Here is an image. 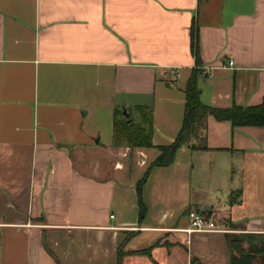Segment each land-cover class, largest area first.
I'll use <instances>...</instances> for the list:
<instances>
[{"label": "crops", "instance_id": "crops-1", "mask_svg": "<svg viewBox=\"0 0 264 264\" xmlns=\"http://www.w3.org/2000/svg\"><path fill=\"white\" fill-rule=\"evenodd\" d=\"M195 70L207 106L264 101V0H0V264H229L227 233L264 234V126L209 117L154 165ZM140 107L153 145L117 143Z\"/></svg>", "mask_w": 264, "mask_h": 264}, {"label": "trees", "instance_id": "trees-1", "mask_svg": "<svg viewBox=\"0 0 264 264\" xmlns=\"http://www.w3.org/2000/svg\"><path fill=\"white\" fill-rule=\"evenodd\" d=\"M191 50L200 64L199 31L196 23L191 28ZM197 73L194 71L190 77L185 92V117L181 132L175 141L167 146L161 147V154L155 161L156 166H166L173 162L177 150L183 146L193 149H207L206 145L196 146L194 141L199 137L205 142L204 134L207 130L209 117L219 121H228L233 129L243 126H264V101L257 106L242 107L233 105L230 108H213L203 104L200 100V89L197 82ZM143 123L136 124L119 114L115 121V141L125 142L129 146L151 147L153 112L150 108L140 107ZM142 181L138 187L140 218L146 214V208L142 201ZM227 244L229 248V264H264V234L252 233H227Z\"/></svg>", "mask_w": 264, "mask_h": 264}, {"label": "built area", "instance_id": "built-area-1", "mask_svg": "<svg viewBox=\"0 0 264 264\" xmlns=\"http://www.w3.org/2000/svg\"><path fill=\"white\" fill-rule=\"evenodd\" d=\"M230 66L234 65L233 61L229 62ZM113 217V216H112ZM190 225L185 230L188 234L192 233H212L222 231L220 228L217 227L216 223L204 217L202 214L197 212H190L189 213Z\"/></svg>", "mask_w": 264, "mask_h": 264}, {"label": "water", "instance_id": "water-1", "mask_svg": "<svg viewBox=\"0 0 264 264\" xmlns=\"http://www.w3.org/2000/svg\"><path fill=\"white\" fill-rule=\"evenodd\" d=\"M124 114L128 117V114L126 112H124Z\"/></svg>", "mask_w": 264, "mask_h": 264}]
</instances>
